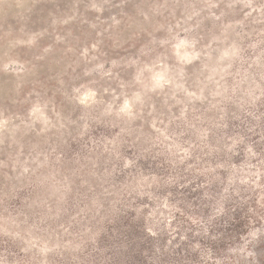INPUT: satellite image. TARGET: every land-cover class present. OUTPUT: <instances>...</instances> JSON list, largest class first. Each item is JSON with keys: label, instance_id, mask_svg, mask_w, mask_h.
<instances>
[{"label": "rangeland", "instance_id": "obj_1", "mask_svg": "<svg viewBox=\"0 0 264 264\" xmlns=\"http://www.w3.org/2000/svg\"><path fill=\"white\" fill-rule=\"evenodd\" d=\"M262 215L264 0H0V264H264Z\"/></svg>", "mask_w": 264, "mask_h": 264}, {"label": "trees", "instance_id": "obj_2", "mask_svg": "<svg viewBox=\"0 0 264 264\" xmlns=\"http://www.w3.org/2000/svg\"><path fill=\"white\" fill-rule=\"evenodd\" d=\"M259 223H260L261 226L263 225V223H264V215L255 216V217L251 218L250 220H248L246 223H240L239 224V228H240L241 232H243L245 235H248L251 226L254 225V224H259ZM239 237L241 238L240 234H239ZM250 253H252V252L250 251Z\"/></svg>", "mask_w": 264, "mask_h": 264}]
</instances>
